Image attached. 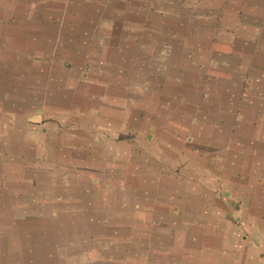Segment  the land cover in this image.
Masks as SVG:
<instances>
[{
	"label": "crops",
	"instance_id": "1",
	"mask_svg": "<svg viewBox=\"0 0 264 264\" xmlns=\"http://www.w3.org/2000/svg\"><path fill=\"white\" fill-rule=\"evenodd\" d=\"M0 10V264H264V0Z\"/></svg>",
	"mask_w": 264,
	"mask_h": 264
},
{
	"label": "rangeland",
	"instance_id": "2",
	"mask_svg": "<svg viewBox=\"0 0 264 264\" xmlns=\"http://www.w3.org/2000/svg\"><path fill=\"white\" fill-rule=\"evenodd\" d=\"M12 14H14V13H12V11H6V10L1 11L0 10V18L1 19H5V21H2L1 23L5 24L8 27V29L11 30V32H15L18 29L12 26V21L14 20L13 18L10 17ZM3 28H6V27L3 26ZM0 30H2V29H0ZM36 173L37 172L34 171L33 174H36ZM32 237H35V236L31 235L30 233H28L27 231H24V230L20 231L19 232V236H17V238H20V239H25V238L32 239ZM24 245L26 246V244H24ZM38 246H39L40 249H39V251H37V253L38 254L42 253L44 255V258L47 259V261L48 260H52V258H56V256H57L56 252H57V249H58L57 246H54V244H52L49 241H46L44 244H41V245H38ZM161 255H163V254H161ZM36 256H37V254H36ZM29 258H30V262L34 263L33 262L34 260H32L31 256ZM21 263H25V262H23V260L21 259ZM45 263H47V262H45ZM49 263L57 264V263H59V259H58V261L57 260H53V262H49Z\"/></svg>",
	"mask_w": 264,
	"mask_h": 264
}]
</instances>
